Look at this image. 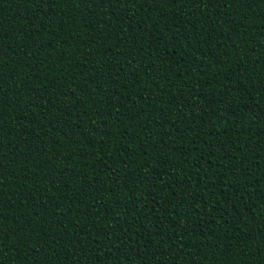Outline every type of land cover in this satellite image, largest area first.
I'll return each instance as SVG.
<instances>
[{
    "label": "trees",
    "instance_id": "1",
    "mask_svg": "<svg viewBox=\"0 0 264 264\" xmlns=\"http://www.w3.org/2000/svg\"><path fill=\"white\" fill-rule=\"evenodd\" d=\"M0 48V264H264V0H0Z\"/></svg>",
    "mask_w": 264,
    "mask_h": 264
},
{
    "label": "snow or ice",
    "instance_id": "2",
    "mask_svg": "<svg viewBox=\"0 0 264 264\" xmlns=\"http://www.w3.org/2000/svg\"><path fill=\"white\" fill-rule=\"evenodd\" d=\"M107 2L109 3H113V4H117L118 2L121 3L122 0H107ZM169 2L171 3H179L180 0H169ZM219 2L221 3V5H223L224 7H232L233 4H236L239 6V4L241 3V0H219ZM4 53H3V49L0 48V56H3ZM3 216V213H0V217ZM159 232V231H157ZM156 232V233H157ZM180 239V238H179ZM33 248H35V244L33 243L32 245Z\"/></svg>",
    "mask_w": 264,
    "mask_h": 264
}]
</instances>
